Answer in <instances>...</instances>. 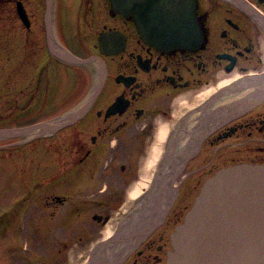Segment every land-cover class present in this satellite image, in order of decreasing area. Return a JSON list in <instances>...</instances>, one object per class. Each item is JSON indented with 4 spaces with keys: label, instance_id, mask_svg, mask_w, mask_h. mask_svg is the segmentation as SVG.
<instances>
[{
    "label": "flooded vegetation",
    "instance_id": "1",
    "mask_svg": "<svg viewBox=\"0 0 264 264\" xmlns=\"http://www.w3.org/2000/svg\"><path fill=\"white\" fill-rule=\"evenodd\" d=\"M2 1L16 21L14 28L28 35L26 43L25 37L16 44L8 40V62L20 45L31 64L41 60L40 45L52 57L33 77L30 100L19 108L23 112L40 91L42 74L45 88L50 69L75 64L51 52L46 0L42 15L40 0ZM18 2L27 11L28 24L19 15ZM55 6L56 37L50 42L67 45L68 52L80 57L101 58L106 72L98 92L94 87L70 121L50 133L56 137L67 131L55 145L59 152L64 146L67 164L57 169L53 183L64 181L68 194L54 193L43 204L39 200L28 232L51 255L42 264H58L57 255L69 254L72 264H166L171 234L205 182L224 168L264 164V0H197L203 44L170 50L147 42L132 14L115 9L112 0H57ZM107 31L117 32L109 42L115 52L108 55L100 49V36ZM8 74L10 80L25 75ZM113 104L116 110L109 112ZM22 117L4 115L0 130L33 124ZM27 134L0 140L41 135ZM23 142L1 143L0 156ZM46 207L49 213H44ZM108 252L114 255L106 261ZM21 259H26L23 252L11 254L13 264Z\"/></svg>",
    "mask_w": 264,
    "mask_h": 264
},
{
    "label": "water",
    "instance_id": "2",
    "mask_svg": "<svg viewBox=\"0 0 264 264\" xmlns=\"http://www.w3.org/2000/svg\"><path fill=\"white\" fill-rule=\"evenodd\" d=\"M112 4L125 15L132 14L141 36L160 49H194L203 44L204 31L196 15L197 0H112ZM17 7L20 17L28 24L23 3L18 2ZM53 12L54 0H46L44 21L51 52L76 65L100 61L102 70L95 85L97 93L104 79L101 74L106 72L104 61L97 56L79 57L62 45L51 43L56 37ZM116 33L101 34L103 53L115 52L109 42ZM116 107L117 104H113L109 112H114ZM73 113L54 121L55 125L41 122L19 130L2 129L0 137L33 131L52 133L65 126ZM171 240L172 249L166 264H264V164L231 166L209 178L171 234Z\"/></svg>",
    "mask_w": 264,
    "mask_h": 264
},
{
    "label": "rangeland",
    "instance_id": "3",
    "mask_svg": "<svg viewBox=\"0 0 264 264\" xmlns=\"http://www.w3.org/2000/svg\"><path fill=\"white\" fill-rule=\"evenodd\" d=\"M40 2L42 15L43 0ZM3 5V1L0 0V118L11 112L14 117L21 119L24 118L22 114H25L24 120L27 123L42 122L55 125L54 121L57 118L77 107L89 96L98 82L102 64L100 61H92L84 65H74L69 69L58 64L57 69L53 67L46 73L50 79L45 88V78L42 74L41 84L37 88L40 91H37L35 97L32 96L33 102L30 103V107L27 106L21 112L19 108L30 100L32 89L35 88L33 77L37 76L42 65L52 60V57L48 50L40 45L41 60L37 64H31L28 61V50L25 51L20 45L19 52L16 51L12 61L8 62L4 51L6 44L11 41L16 44V39L19 37H25L26 43L28 35L26 33L24 36L22 29L14 28L16 21L8 15ZM55 5L57 0H54V18ZM36 29L40 31L41 37H44L41 25ZM64 46L70 49L69 46ZM92 48L91 51L98 53L96 48ZM8 71H15L16 74L21 71V74L23 72L25 75L10 80ZM20 88H25V91L19 96L17 91ZM40 98L45 99L41 105L35 103V101L39 103ZM15 100L18 103H13ZM28 111L32 112V117L29 116ZM66 133L67 131L64 130L56 137L44 133L33 139L20 136L0 140V144L8 141H25L21 147L3 153L4 157L0 156V264H13L11 254L14 251L24 253L26 259H21V264H42L51 258L41 246L38 248L34 232H28V226L31 227L33 221L31 217L34 215V208L40 203L39 200H42L41 204H43L44 199L52 198L54 193L62 197L68 194L64 181L53 183L57 169L67 164L64 146L63 151H55V145L64 140ZM111 179L113 180V177ZM50 209L46 207L43 211L49 213ZM17 229L20 230L17 232ZM11 246L16 247L12 252ZM72 258L73 255L70 254L69 257L57 255L56 261L59 262L58 264H72Z\"/></svg>",
    "mask_w": 264,
    "mask_h": 264
},
{
    "label": "bare ground",
    "instance_id": "4",
    "mask_svg": "<svg viewBox=\"0 0 264 264\" xmlns=\"http://www.w3.org/2000/svg\"><path fill=\"white\" fill-rule=\"evenodd\" d=\"M80 107H81V105H79L75 110H79ZM75 110H74V111H75ZM74 111H71V112H69V113H73ZM69 113H66V114L60 116V117L57 118L55 121L57 122L58 120H61L62 118H65L66 115L69 114ZM67 116H68V115H67ZM36 132H37V131H33V132H31V133H28L27 136L34 135ZM154 159H155V157L153 156V157H152V160H154ZM149 164H150V163H149ZM141 184H142V182H139V183H137V184L135 185V187L133 188V191H132V194H133V195H136V194L139 192L140 187H141ZM110 230H111V229H110ZM113 255H114L113 252L105 253L106 261H108ZM102 257L104 258V256H102ZM97 258H98V260H99L100 256H97ZM105 258H104V259H105ZM74 259H75V257H74Z\"/></svg>",
    "mask_w": 264,
    "mask_h": 264
}]
</instances>
